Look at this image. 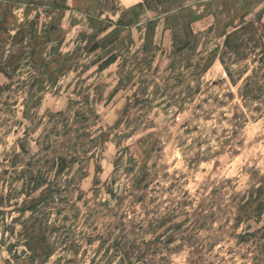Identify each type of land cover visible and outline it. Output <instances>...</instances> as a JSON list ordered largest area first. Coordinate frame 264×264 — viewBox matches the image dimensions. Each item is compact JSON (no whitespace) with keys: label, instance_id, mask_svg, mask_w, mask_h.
Returning <instances> with one entry per match:
<instances>
[{"label":"rangeland","instance_id":"374dc122","mask_svg":"<svg viewBox=\"0 0 264 264\" xmlns=\"http://www.w3.org/2000/svg\"><path fill=\"white\" fill-rule=\"evenodd\" d=\"M1 13L0 264H264V0Z\"/></svg>","mask_w":264,"mask_h":264},{"label":"crops","instance_id":"0c3cea01","mask_svg":"<svg viewBox=\"0 0 264 264\" xmlns=\"http://www.w3.org/2000/svg\"><path fill=\"white\" fill-rule=\"evenodd\" d=\"M3 20V13L0 14V21ZM5 22H7V19L5 20Z\"/></svg>","mask_w":264,"mask_h":264}]
</instances>
